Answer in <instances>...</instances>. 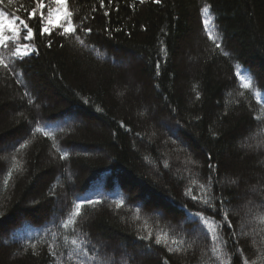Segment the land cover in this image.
I'll return each instance as SVG.
<instances>
[{
  "label": "trees",
  "instance_id": "trees-1",
  "mask_svg": "<svg viewBox=\"0 0 264 264\" xmlns=\"http://www.w3.org/2000/svg\"><path fill=\"white\" fill-rule=\"evenodd\" d=\"M100 3L0 0V264H264V0Z\"/></svg>",
  "mask_w": 264,
  "mask_h": 264
},
{
  "label": "snow or ice",
  "instance_id": "snow-or-ice-1",
  "mask_svg": "<svg viewBox=\"0 0 264 264\" xmlns=\"http://www.w3.org/2000/svg\"><path fill=\"white\" fill-rule=\"evenodd\" d=\"M154 2L159 3L160 0H154ZM55 3L58 5V7L55 9V12L52 10H48L47 17L45 18V4L43 0H36L35 7L31 8L30 11H27V20L31 21L34 17H36L37 12H39V21L37 22L39 27L37 28V31L40 34L47 33L48 35L52 34V31L56 28L61 29L60 35L67 36L69 34H75L76 33V26L73 23V13L69 9L68 0H55ZM109 3H111V0H109ZM140 3L143 4L144 0H140ZM100 7H104L103 0H101ZM205 12L208 11L207 8L204 9ZM105 16L108 15L107 12L104 13ZM204 26L205 31H208V20H204ZM22 30H26V34L23 36V40L30 41L33 38V28L30 26L28 22L24 18H21L20 16H15L12 19H9L4 13L0 12V46H3L5 48L8 47V42L13 41L16 42L15 50L12 52V55L14 57L23 58L27 55H29L30 51V45L29 44H20L18 43L20 39V34ZM7 33H10V35H7ZM88 31H91L88 29ZM209 40H213L214 38L209 32L208 34ZM79 36H77V40H79ZM215 42V41H214ZM51 44V41L49 42ZM215 47L219 49L221 45L219 43H215ZM0 63H3L2 60H0ZM4 67L7 68L8 65L4 64ZM241 87L244 89H248L250 87V82L243 77L241 78ZM243 94V93H241ZM36 132H41L42 129L40 127H37L35 129ZM44 135L47 137H51V133L45 131ZM21 147H24L22 144ZM63 158V157H62ZM211 167V165H210ZM195 199V197H193ZM90 204L98 203V201H89ZM205 204L208 203L207 200L204 201ZM80 205L75 206V212L73 213V216H79L80 215ZM223 212V209L220 210ZM196 217L199 218L200 221H204L207 223L206 217H204L200 212H197L194 214ZM224 222H227V226L229 228L232 227L231 222L228 220L227 214L224 215ZM68 223H75V220L70 219ZM65 227H67V224H65ZM214 231V229H213ZM161 242L160 236L158 235L156 237V243L159 244ZM73 245L76 244V241H72ZM173 243H176L173 241ZM169 251L171 252L172 249L169 248ZM178 251V249H177ZM245 264L247 262L245 261Z\"/></svg>",
  "mask_w": 264,
  "mask_h": 264
},
{
  "label": "rangeland",
  "instance_id": "rangeland-1",
  "mask_svg": "<svg viewBox=\"0 0 264 264\" xmlns=\"http://www.w3.org/2000/svg\"><path fill=\"white\" fill-rule=\"evenodd\" d=\"M50 10V9H49ZM53 12H55V11H53ZM4 14L9 18V19H12V18H14L16 15H14V14H10V13H6V12H4ZM47 14H48V11L46 12V14H45V18L47 17ZM6 34L7 35H10V33H7V31H6ZM26 34V30H22L21 31V34H20V39H19V41H18V43H20V44H29V41H25V40H23V36ZM9 43L10 44H12L13 45V49L15 50V46H16V42H13V41H9ZM30 45V44H29ZM136 196H141L142 194H135ZM247 200V199H246ZM246 200H241V202H239V204L240 203H242V204H244L245 202H246ZM248 203V202H247Z\"/></svg>",
  "mask_w": 264,
  "mask_h": 264
}]
</instances>
